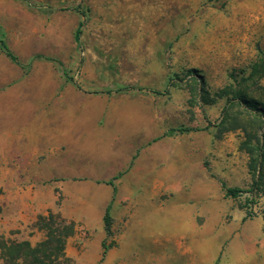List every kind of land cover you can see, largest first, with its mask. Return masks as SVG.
Wrapping results in <instances>:
<instances>
[{"label": "rangeland", "instance_id": "374dc122", "mask_svg": "<svg viewBox=\"0 0 264 264\" xmlns=\"http://www.w3.org/2000/svg\"><path fill=\"white\" fill-rule=\"evenodd\" d=\"M21 37L63 72L74 62L92 93L114 86L160 95L138 173L7 179L0 149V239L45 238L41 215L29 229L8 231L7 222L19 216V194L48 184V214L71 232L61 264H264V117L232 101L241 93L264 111V0H0V38ZM254 181V193L226 196Z\"/></svg>", "mask_w": 264, "mask_h": 264}, {"label": "crops", "instance_id": "0c3cea01", "mask_svg": "<svg viewBox=\"0 0 264 264\" xmlns=\"http://www.w3.org/2000/svg\"><path fill=\"white\" fill-rule=\"evenodd\" d=\"M4 41L17 62L0 49L3 177L109 180L116 179V174L142 169L136 155L154 139L153 127L148 126V116L154 114V94L149 88L112 86L92 93L83 86L87 81L84 77L74 76V62H66L63 72L60 63L54 66L48 59L37 57L29 38L21 37L15 44L6 38ZM20 42L26 46L20 48ZM95 143L103 150L95 148ZM95 150L103 157L93 158ZM36 186L29 185L18 195L19 216L7 222L8 231L29 229L37 216H46L54 206L55 187ZM0 264H4L1 258Z\"/></svg>", "mask_w": 264, "mask_h": 264}, {"label": "trees", "instance_id": "16d2710c", "mask_svg": "<svg viewBox=\"0 0 264 264\" xmlns=\"http://www.w3.org/2000/svg\"><path fill=\"white\" fill-rule=\"evenodd\" d=\"M0 49L9 57L12 61L17 62V59L11 54L4 39L0 38ZM171 81V79H170ZM142 90V89H139ZM153 94L160 95L157 91H152ZM167 94V91H164ZM232 101H237V104L243 107L245 110L250 111L258 115L259 117H264V111L258 109L252 101H248L245 95L239 93L234 96ZM192 129H180L182 132H189ZM264 138V137H263ZM259 144V141H257ZM262 147V146H261ZM258 150L257 157L264 158V150L262 148ZM252 155V153H251ZM115 180V179H114ZM257 186L256 181L253 182L251 190L244 191L239 188H227L226 196L237 198L241 193H254L253 190ZM111 215L109 207L105 208L102 222L104 227V232L106 236L111 234ZM40 230L44 231L45 238L37 243L34 247L28 241H5L0 239V258L4 264H61L62 261H68L64 254L65 241L70 233L57 227L54 217L51 213L46 216H39L36 222ZM102 257L105 256L110 247L102 245Z\"/></svg>", "mask_w": 264, "mask_h": 264}]
</instances>
